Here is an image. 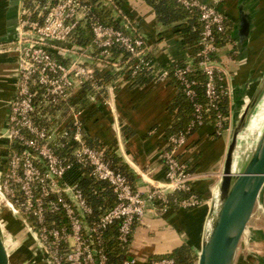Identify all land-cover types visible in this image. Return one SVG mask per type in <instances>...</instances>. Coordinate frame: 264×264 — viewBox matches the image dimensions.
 <instances>
[{
  "label": "built area",
  "instance_id": "2783aa9c",
  "mask_svg": "<svg viewBox=\"0 0 264 264\" xmlns=\"http://www.w3.org/2000/svg\"><path fill=\"white\" fill-rule=\"evenodd\" d=\"M176 1L195 12L201 24L198 60L187 59L182 65L171 61L156 72L146 39L104 22L97 12L98 1L19 0L18 37L2 43L7 44L4 51L17 55V69L15 91L0 131V180L5 205L32 231L49 264H109L104 234L114 224L117 238L128 245L136 224L150 208L170 209L169 195L188 192L173 200L179 209L202 202L193 190L195 176L186 170L179 153L189 131L208 119L211 110L215 111L213 133L220 136L230 129L228 116L217 110L230 91L222 83L225 70L216 57L217 40L229 39L228 19L215 5ZM84 30L91 34L89 45L81 43ZM115 47L127 54L124 61L115 62ZM104 70H123L132 77L148 71L159 81L172 75L192 104L186 131L172 133L165 140L163 181L147 193L112 166L105 147L88 139L84 109L71 104L85 85L89 95L101 87ZM191 72L204 76V103L195 99ZM62 107L68 112L59 120L54 111ZM78 169L108 187L115 204L96 213L74 175ZM146 264L177 263L171 256H160Z\"/></svg>",
  "mask_w": 264,
  "mask_h": 264
},
{
  "label": "crops",
  "instance_id": "0c3cea01",
  "mask_svg": "<svg viewBox=\"0 0 264 264\" xmlns=\"http://www.w3.org/2000/svg\"><path fill=\"white\" fill-rule=\"evenodd\" d=\"M96 1L99 2L97 12L104 22L116 23L128 32L136 31L146 39L149 54L156 62V72L169 66L171 61L189 59V48L177 33L178 22L161 23L148 0ZM199 1L215 5L230 22L229 39L218 47L216 57L225 70L222 83L230 91L227 116L232 123L239 115L244 99L256 88L253 87L251 69L259 47L264 45V0ZM240 2L252 16L251 31L242 52H239L236 40ZM19 8L17 0H0V39L14 29ZM83 33L81 43L89 45L91 34L87 30ZM125 59L126 55L121 50L114 55L115 62ZM16 69V54L0 55V127L7 118L6 101L15 91ZM101 73L103 77L110 74V78L102 80L101 87L90 95L89 91L80 95L82 90H78L71 104L84 109L88 139L115 153L133 173L136 189L147 193L164 179L161 151L166 129L178 120L175 109H171L178 89L170 77L159 81L151 72H148L150 78L145 77L143 81L137 80V75L127 76L123 70H104ZM67 112V107H62L54 114L61 120ZM228 133L215 135L213 122L206 119L188 135L179 156L192 166L195 176L193 190L199 192L202 202L190 209L149 211L136 224L132 235L127 251V259L133 261L132 264H146L153 257L170 253L186 240L192 244L200 242L213 182L222 168ZM252 224L253 228H261L252 232L255 264H264V221ZM31 241L29 243L36 247L34 240Z\"/></svg>",
  "mask_w": 264,
  "mask_h": 264
},
{
  "label": "water",
  "instance_id": "95a60500",
  "mask_svg": "<svg viewBox=\"0 0 264 264\" xmlns=\"http://www.w3.org/2000/svg\"><path fill=\"white\" fill-rule=\"evenodd\" d=\"M251 23V14L240 2L239 21L236 26L239 52H242L247 44ZM7 34L0 42H9L17 38V26L15 25ZM256 88L258 89L254 90L237 118L234 117L220 177L209 203L197 264L234 263L241 237L264 186V131L249 150L242 169L235 172L234 167L239 133L256 108L260 92L264 90V82ZM2 197L3 185L0 180V264H14L6 238L7 232H12V229L9 225L5 227L1 212L4 207Z\"/></svg>",
  "mask_w": 264,
  "mask_h": 264
},
{
  "label": "trees",
  "instance_id": "16d2710c",
  "mask_svg": "<svg viewBox=\"0 0 264 264\" xmlns=\"http://www.w3.org/2000/svg\"><path fill=\"white\" fill-rule=\"evenodd\" d=\"M150 4L154 7L156 14L158 15L161 23L163 24H171L175 23L177 25V33L180 36L181 42L189 48V59L188 61L192 63H196L198 57L196 53L199 51L200 46L198 45V40L200 37L201 24L198 21L197 14L195 12H188L184 7L178 4L176 0H148ZM229 21L227 23L229 27ZM114 24L116 27H120L116 23ZM229 28H227V34L229 32ZM225 40L218 39L217 46H220ZM122 51V49L115 47L114 54H117V51ZM126 58H127V54ZM179 65L184 64V61L176 62ZM170 65V64H169ZM169 67V66H167ZM148 71L140 73L137 75V80L143 81L145 77L147 79L150 78L148 75ZM110 74L102 77V80H107L110 77ZM171 80L175 84L178 89V93L171 103V109H175L178 120L175 121L169 128L166 129L165 140L172 133L184 132L188 127V122L192 116V104L190 100L185 96L182 85L179 80L174 78L171 75ZM189 78L194 80L192 85V89L195 92V99L204 103L206 101L204 96V76L198 72H191L189 74ZM138 81V82H139ZM89 86L85 85L84 90L81 91L82 95L84 92H87ZM82 97V96H81ZM81 97L77 98L79 100ZM75 100V99H74ZM73 102V100H72ZM75 102V101H74ZM225 117L228 115V99L227 97H223L221 101L218 103V109ZM208 119H210L214 123L215 111L211 110L208 113ZM198 127V126H197ZM193 128L189 131V135L196 130ZM106 156L111 161V164L117 170L124 172L131 183L134 185V175L130 171L129 167L113 152L106 150ZM186 170L188 172H192L193 168L190 163H186ZM84 170H77L74 175L77 177L80 186L84 189L85 193L90 198V202L94 208L96 213H100L106 207H110L115 204V197L111 190L106 187L103 183L93 180L87 173L83 175ZM197 196L200 197L199 192L194 191ZM188 195V192L185 191H177L174 194L168 196V204L171 206L170 208H177L174 204V199H181ZM194 208V207H193ZM179 209V208H177ZM190 209V208H189ZM117 224H114L111 228L105 231V240H106V250L108 253V262L109 264H124V261L127 260V251L129 249L131 239L128 245H123L119 239L117 238ZM190 251V247L188 244H181L178 247L174 248L170 253L165 254L163 256H171L175 259L177 264H190L191 260L188 256ZM162 256V255H161Z\"/></svg>",
  "mask_w": 264,
  "mask_h": 264
},
{
  "label": "rangeland",
  "instance_id": "374dc122",
  "mask_svg": "<svg viewBox=\"0 0 264 264\" xmlns=\"http://www.w3.org/2000/svg\"><path fill=\"white\" fill-rule=\"evenodd\" d=\"M2 43H6V42H0V55H2V56L12 55L13 56V54H15L13 51H4V49H7V44H2ZM256 56L257 57H256V61H254V63H255L254 67H252V69H251V74L253 75L252 77L254 79L253 87H257L262 82H264V45H261L259 47V50L257 51ZM252 94H253V92H251V94H248L246 99H244V101L242 102L243 105H242V108L240 109L241 111H242L244 105L250 99ZM6 102L8 104L9 100ZM262 112H264V99L256 107V109L253 112L252 116L250 117L249 121L252 118L261 114ZM4 126H5V123L2 127H0V131L3 130ZM229 126H230V129L228 130L229 133L227 135V142H228V139H229V136L231 133L233 122L232 123L229 122ZM2 144H3V141L0 140V150L2 148ZM252 145L237 155V163L235 166V172H239L242 169L244 160L246 159V156H247L249 150L251 149ZM221 169L222 168H220L218 175L215 176V181L213 182V188H212V192H211V197L209 198V203L211 202L213 190L218 183L220 173H221L220 172ZM156 206L157 205H155V207ZM157 210L162 211L160 206H157V208H152V209L150 208L149 211L157 212ZM1 212H2V216L4 217V220H5L4 221L5 227L9 225V226H11V229H12V232H10V233L7 232V237H6L7 243L10 246L12 262L14 264H49L48 259L46 258V253H44L43 249L41 247L36 248V247L32 246L31 243H29V242H33V241H31V239L32 238L35 239V237H34L32 231L25 225V223L23 221H20L18 219V217L14 216L13 212L9 208H7L5 204H4V207L2 208ZM162 212H165V211H162ZM260 221H261V223H262V221H264V186H263L261 193L259 195V198H258V200L254 206V209H253L252 215L248 221L247 227H246V229H245V231L241 237V241H240L239 246L237 248L233 264H255L256 263L257 259L254 258L253 250H252V247H253V242H252L253 234H252V232L254 230L257 231L261 228L260 227H259V229L253 228L252 223L255 224V223H258ZM204 225H205V220L203 223V228H202L199 243L192 244V243H189L188 240H186L185 242L182 243V244L186 243L190 247V251L188 253V256L191 260L190 264H197L198 251H199L200 243L202 240ZM31 248H33V249H31Z\"/></svg>",
  "mask_w": 264,
  "mask_h": 264
},
{
  "label": "bare ground",
  "instance_id": "6f19581e",
  "mask_svg": "<svg viewBox=\"0 0 264 264\" xmlns=\"http://www.w3.org/2000/svg\"><path fill=\"white\" fill-rule=\"evenodd\" d=\"M255 89H258V88H255ZM263 91L264 90H261V92H260V95H259L260 98L258 99L259 101L257 102L256 107L264 99V92ZM263 131H264V112H262L261 114H259L256 117L252 118L250 121L247 122V124H245L242 127V129L239 133L238 139H237L234 167L236 166V163H237V155L239 153L243 152L245 149L249 148L252 144H254L256 142V140L261 136ZM215 188H214V190H215ZM2 202L3 203L5 202L3 197H2ZM32 239L34 240L36 247L39 248L37 241L34 238H32Z\"/></svg>",
  "mask_w": 264,
  "mask_h": 264
}]
</instances>
